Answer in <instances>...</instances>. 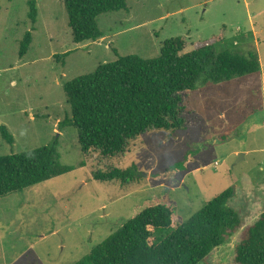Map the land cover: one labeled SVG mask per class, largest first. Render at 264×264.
Segmentation results:
<instances>
[{"label":"rangeland","instance_id":"374dc122","mask_svg":"<svg viewBox=\"0 0 264 264\" xmlns=\"http://www.w3.org/2000/svg\"><path fill=\"white\" fill-rule=\"evenodd\" d=\"M0 0V155L33 150L59 135L60 162L72 170L0 197V264H75L154 200L175 207L187 222L231 188L229 206L245 227L264 211V0H128L102 14L104 36L76 43L64 0ZM33 25L36 29L32 30ZM32 42L24 57L20 43ZM223 31L217 50L258 52L262 72L184 94L185 128L171 135L150 130L113 158L84 153L73 126L64 84L94 72L118 55L160 54L165 41L183 37L185 51ZM71 51L66 58H57ZM137 168L136 182L101 181L96 171ZM242 231L199 264H236Z\"/></svg>","mask_w":264,"mask_h":264},{"label":"trees","instance_id":"16d2710c","mask_svg":"<svg viewBox=\"0 0 264 264\" xmlns=\"http://www.w3.org/2000/svg\"><path fill=\"white\" fill-rule=\"evenodd\" d=\"M127 1L64 0L74 41L102 38L99 17L127 9ZM29 7L28 16L36 24L37 0H30ZM32 38V31H27L20 43V57L28 52ZM224 39L222 31L185 51L183 37L170 38L152 58L120 55L115 50L117 60L64 84L71 116L59 127L73 126L82 151H95L105 158L124 154L131 141L150 130L163 129L173 135L185 128L186 92L262 72L255 50L218 51L216 46ZM70 53L56 57L64 59ZM0 133L14 143L13 134L1 123ZM71 170L60 162L59 135L49 145L0 155V197ZM139 173L134 167H114L96 171L94 178L128 185L137 181ZM233 196V189L225 190L182 224L177 222L172 203L154 200L75 264H199L240 230L235 263L264 264V211L244 228L239 212L229 206Z\"/></svg>","mask_w":264,"mask_h":264}]
</instances>
